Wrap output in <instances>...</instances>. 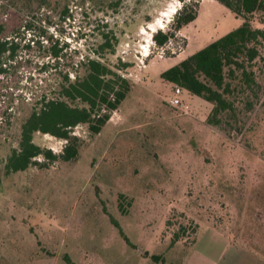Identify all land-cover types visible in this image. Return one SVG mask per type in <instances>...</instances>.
<instances>
[{"label": "rangeland", "instance_id": "1", "mask_svg": "<svg viewBox=\"0 0 264 264\" xmlns=\"http://www.w3.org/2000/svg\"><path fill=\"white\" fill-rule=\"evenodd\" d=\"M250 20L264 30V11ZM242 23L215 0H0L2 36L22 40L0 73V264H264V41L252 89L226 76L235 110L218 126L186 90L170 105L161 78ZM101 34L115 36L105 60L132 84L124 101L98 134L72 130L75 160L7 171L36 98L53 97L66 71L73 81ZM54 45L64 57L44 73ZM33 142L56 155L66 143Z\"/></svg>", "mask_w": 264, "mask_h": 264}, {"label": "trees", "instance_id": "2", "mask_svg": "<svg viewBox=\"0 0 264 264\" xmlns=\"http://www.w3.org/2000/svg\"><path fill=\"white\" fill-rule=\"evenodd\" d=\"M215 1L243 19L242 25L162 72L161 78L210 103L212 109L207 123L218 126L225 115L235 110L234 102L230 99L234 89L226 81V76L239 79L245 89L250 90L256 84L249 67L259 57L264 30L253 28L250 18L256 12L264 11V0ZM195 18L196 13L193 11L178 23V29ZM26 27L29 31L30 24ZM2 33L3 27L0 26V73L4 71V61L16 60L22 47V40L18 42L5 38ZM169 38V34L161 32L153 36L160 47L166 45ZM101 39L90 54L75 64L78 70L73 81L66 71L64 75H59L57 85L53 88V97L41 94L36 98V108H32L21 124L18 149L13 150L8 158L7 171H24L32 165L44 168L46 162L75 160L81 143L71 134L72 130L83 124L91 134H98L109 121L111 113L124 101L132 84L105 60L106 54L112 55L115 51V36L101 34ZM29 42L27 48L30 47ZM63 51V47L51 46L49 60L41 63V71L58 73L57 69L64 57ZM36 133L64 140L66 143L62 152L56 155L51 150L35 145L33 137ZM39 157L43 163L36 161ZM177 239L178 235L175 234L173 242ZM65 260L70 263L68 258Z\"/></svg>", "mask_w": 264, "mask_h": 264}, {"label": "built area", "instance_id": "3", "mask_svg": "<svg viewBox=\"0 0 264 264\" xmlns=\"http://www.w3.org/2000/svg\"><path fill=\"white\" fill-rule=\"evenodd\" d=\"M172 97L169 99V103L170 105L174 106V107H183L184 106V102L182 100V93H183V89L180 86L177 85H173V90H172Z\"/></svg>", "mask_w": 264, "mask_h": 264}]
</instances>
